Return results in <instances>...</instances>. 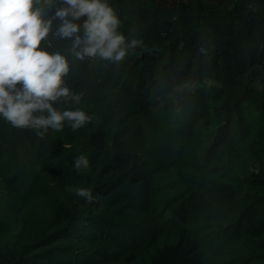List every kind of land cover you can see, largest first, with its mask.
I'll list each match as a JSON object with an SVG mask.
<instances>
[{
	"label": "trees",
	"instance_id": "1",
	"mask_svg": "<svg viewBox=\"0 0 264 264\" xmlns=\"http://www.w3.org/2000/svg\"><path fill=\"white\" fill-rule=\"evenodd\" d=\"M108 2L126 40L140 41L121 63H95L124 71L120 86L149 87L172 70L220 73L256 59L264 65V0H149L131 17L124 0ZM68 44L51 39L46 50L63 52ZM83 63L72 62L70 73ZM200 89L187 115H158L145 179L126 152L133 145L94 124L83 134L65 122L63 131L14 148L0 142V264H264V100L234 111L231 92ZM6 122L0 117V127ZM80 155L89 167L77 172ZM77 187L89 188L91 200L70 190ZM187 190L226 199L224 214L169 229L178 203L165 209ZM147 212L160 219L159 229L134 228L133 214Z\"/></svg>",
	"mask_w": 264,
	"mask_h": 264
},
{
	"label": "clouds",
	"instance_id": "2",
	"mask_svg": "<svg viewBox=\"0 0 264 264\" xmlns=\"http://www.w3.org/2000/svg\"><path fill=\"white\" fill-rule=\"evenodd\" d=\"M59 3L62 6H57L58 0H0V117L16 129L37 130L41 137L49 129L63 131L65 122L75 131L93 119L79 108L54 107L60 101H81L82 94L66 85L72 62L121 63L140 43L126 40L119 31L120 18L108 0ZM53 8L55 14L49 16ZM82 17H86L82 25L74 22ZM57 19L60 24L54 28ZM51 39L70 44L63 52L48 51ZM74 167L77 172L87 169L88 158L75 157ZM70 190L85 200L92 198L89 188Z\"/></svg>",
	"mask_w": 264,
	"mask_h": 264
},
{
	"label": "rangeland",
	"instance_id": "3",
	"mask_svg": "<svg viewBox=\"0 0 264 264\" xmlns=\"http://www.w3.org/2000/svg\"><path fill=\"white\" fill-rule=\"evenodd\" d=\"M149 0H124V10L128 16H133L135 10L146 7ZM99 59L85 60L80 72L70 73L72 81L66 85L73 93L82 94L79 104L69 100L57 102L54 107L61 111L82 108L88 115H97L95 120L83 127V134L91 128L98 132H112L121 141L133 145L130 151L131 164L134 174L139 179L147 177L145 162L151 159L150 145L153 141L152 131L156 127L157 117L181 114L185 116L193 108L191 99L196 98L201 92L200 87L207 88L211 93L220 90L231 92L234 98V111H239L244 105L252 101L264 100V65L261 59H256L246 65H237L225 68V72L210 73L185 70L183 72L172 70L164 72L155 83L142 89L120 86V80L125 75L116 64L97 66ZM100 61V60H99ZM95 116V115H94ZM195 115H192L194 117ZM232 121H226L219 125L216 134L222 138L229 129ZM49 129L44 135L50 134ZM37 130L16 129L10 123L0 127V142L9 148L17 147L21 142L31 137H37ZM125 152V153H126ZM167 200L158 204L162 208ZM178 203L171 220L169 229L177 226H198L200 221L205 223L217 219L224 214L227 200L209 194H193L191 190L184 191L165 209L172 212V205ZM160 219L154 212L143 213L139 216L133 214V225L137 230L149 232L151 229H159Z\"/></svg>",
	"mask_w": 264,
	"mask_h": 264
}]
</instances>
